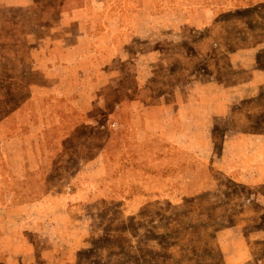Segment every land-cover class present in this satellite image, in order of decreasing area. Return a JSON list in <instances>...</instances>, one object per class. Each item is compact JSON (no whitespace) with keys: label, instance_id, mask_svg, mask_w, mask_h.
Masks as SVG:
<instances>
[{"label":"rangeland","instance_id":"obj_1","mask_svg":"<svg viewBox=\"0 0 264 264\" xmlns=\"http://www.w3.org/2000/svg\"><path fill=\"white\" fill-rule=\"evenodd\" d=\"M89 1L114 20L84 78L107 103L71 129V172L45 157L0 202V264H264V0Z\"/></svg>","mask_w":264,"mask_h":264},{"label":"crops","instance_id":"obj_2","mask_svg":"<svg viewBox=\"0 0 264 264\" xmlns=\"http://www.w3.org/2000/svg\"><path fill=\"white\" fill-rule=\"evenodd\" d=\"M89 2L0 0V62L20 58L30 60L28 68L16 69L12 77H9L7 67L2 68L0 65L2 203H17L14 200L18 192L11 188L23 184L25 174L40 172L45 157L50 164L49 170L71 172L72 151L68 143L72 138L71 129L89 127L88 122L95 118L88 112L89 105L91 108L98 106V102L101 106L107 103L103 98L100 101L102 94L98 95L105 84L99 83L96 78V83L91 84L95 86H91L84 78L89 75L87 65L90 61L95 59L98 62L99 57L114 60V53L119 52L115 47H109L106 38L94 36L89 30L97 24L113 27L114 20L104 21L100 15L102 6H89ZM90 52L94 53L93 56ZM113 105L120 106L115 101H112ZM106 117L107 121L103 123L108 125L103 124L101 128L108 127L111 122L109 118L112 115ZM148 131L145 127L144 135ZM84 139H88L86 134ZM103 148L101 146L95 154L101 153ZM82 153L88 155L87 150ZM194 154L198 157L203 153ZM81 155L77 160L80 166L76 172L84 169ZM40 175L34 174L33 177L40 179ZM46 179L48 181L50 177ZM71 180L65 181L64 188L69 187ZM49 201L50 197L43 195L41 199L29 198L24 203L31 205L29 216L39 218L40 204ZM128 202L137 204L136 200ZM6 208L3 210L7 211ZM19 211L23 213L22 209ZM129 213L135 211L129 210ZM242 247V242L234 245L224 239L221 249L228 254Z\"/></svg>","mask_w":264,"mask_h":264}]
</instances>
